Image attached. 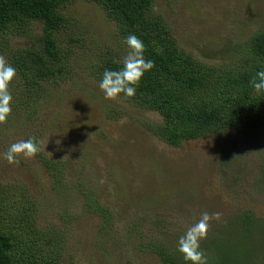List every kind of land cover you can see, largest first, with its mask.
I'll return each mask as SVG.
<instances>
[{"label":"rangeland","instance_id":"1","mask_svg":"<svg viewBox=\"0 0 264 264\" xmlns=\"http://www.w3.org/2000/svg\"><path fill=\"white\" fill-rule=\"evenodd\" d=\"M61 12L58 37L69 54L61 78L33 96L12 80L20 109L0 123V153L20 139L38 141L39 151L19 163L0 157V185L10 202L34 210L27 221L39 229L30 238L41 253L56 264H164L152 247L158 242L182 262L178 238L201 213L219 212L200 241L207 264H264V231L249 232L238 251L244 237L235 227L244 210L264 224V126L252 141L231 128L166 144L149 123L161 122L157 112L122 94L105 99L98 88L95 62L107 51L129 52L115 23L86 0H70ZM152 12L180 47L216 63L264 26V0H157ZM29 26L9 35L14 48L37 42L42 24ZM43 160L56 162L58 177ZM86 190L93 206L84 204ZM99 205L109 213L104 223Z\"/></svg>","mask_w":264,"mask_h":264},{"label":"trees","instance_id":"2","mask_svg":"<svg viewBox=\"0 0 264 264\" xmlns=\"http://www.w3.org/2000/svg\"><path fill=\"white\" fill-rule=\"evenodd\" d=\"M68 1L0 0V49L16 68L14 85L21 86L29 96L39 94L43 82L62 76L69 54L61 45L58 33L66 24L61 7ZM86 1L101 6L106 17L115 23L122 42L125 43L129 34L143 40L144 57L151 59L154 67L141 78L136 94L127 99L160 115V123H149L166 144L178 145L209 132L231 128L248 141L259 134L264 126V93L257 94L249 81L257 70L264 68V26L245 41L229 47L216 63L200 59L179 46L164 19L152 12L157 0ZM32 21L42 24V33L34 37L37 42L14 48L9 35L23 34L30 29ZM123 57L117 51H107L95 62L96 77L101 79L105 68L122 66ZM29 102L26 96L25 103ZM19 109L20 104L15 100L12 114ZM43 161L49 172L58 177L56 162ZM5 192V187L0 185V264H56L55 258L43 255L30 238L39 232L34 222L27 221L34 210L10 202ZM81 193L86 206L95 204L90 198L95 196L92 191ZM25 196L23 191L20 201ZM98 211L104 223L109 214L107 207L99 205L95 209L97 214ZM253 216V212L244 210L235 224L236 234L244 237L236 243L238 251L246 249L249 232L264 231V224L259 225ZM157 243L152 247L164 264H185Z\"/></svg>","mask_w":264,"mask_h":264},{"label":"clouds","instance_id":"3","mask_svg":"<svg viewBox=\"0 0 264 264\" xmlns=\"http://www.w3.org/2000/svg\"><path fill=\"white\" fill-rule=\"evenodd\" d=\"M125 43L129 52L122 58V66L116 69L105 68L98 82V88L105 99H116L121 94L126 98L133 97L141 78L154 67V62L144 57L145 45L142 39L129 34L125 37ZM15 76L16 68L0 55V123H4L12 111L13 95L9 85ZM249 83L257 94L264 93V68L257 70ZM38 151L36 138L28 137L10 144L0 153V157L9 164H16L21 154L30 157ZM219 216V212L211 215L201 213L199 219L178 238L177 251L182 254L185 264H207V257L200 249V241L206 237L209 221Z\"/></svg>","mask_w":264,"mask_h":264}]
</instances>
